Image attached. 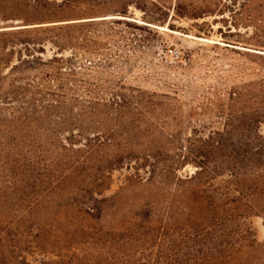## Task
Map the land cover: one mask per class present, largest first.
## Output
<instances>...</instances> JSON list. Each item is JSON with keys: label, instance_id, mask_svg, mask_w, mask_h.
I'll return each instance as SVG.
<instances>
[{"label": "trees", "instance_id": "1", "mask_svg": "<svg viewBox=\"0 0 264 264\" xmlns=\"http://www.w3.org/2000/svg\"><path fill=\"white\" fill-rule=\"evenodd\" d=\"M87 1L0 0V21L23 17L26 23L0 27V264H33L29 255L36 264H244L241 258L256 240L241 222L264 217V138L259 147L238 151L227 148L224 133L209 139L194 133L182 140L177 162L171 164L162 162L158 149L133 148L130 140L142 132L137 118L142 109L118 92L101 98L98 84L79 79L83 68L92 69L81 64L83 41L97 34L81 31L95 21H84L81 7ZM163 1L98 0L91 5L111 10L103 17H128L131 6L149 15L150 6L166 8ZM185 2L176 1L174 15L199 19L230 8L221 0ZM65 10L80 15L59 16ZM106 20L130 26L124 19ZM256 30L258 46L264 48L263 19ZM47 43L58 51L45 59ZM67 50L70 56L60 55ZM118 128L126 144L111 152ZM105 151L111 153L103 156ZM129 161L149 177L142 179L138 172L127 178L128 184L144 187L175 175L180 180L176 171L185 164L198 168L188 179L194 196L189 214L199 220L190 226L196 244L186 248L184 258H163L155 250L165 233L164 226L152 225L149 204L123 223L107 225L108 199L102 196L114 171Z\"/></svg>", "mask_w": 264, "mask_h": 264}, {"label": "rangeland", "instance_id": "2", "mask_svg": "<svg viewBox=\"0 0 264 264\" xmlns=\"http://www.w3.org/2000/svg\"><path fill=\"white\" fill-rule=\"evenodd\" d=\"M164 1L166 8L150 6L149 15L131 6L128 17L112 13L103 17L111 10L101 9L103 5L93 9L91 4L100 3L98 0L82 5L84 21H95L85 23L81 31L88 36L97 34L93 41H83L81 64L92 69L83 68L79 79L98 84L101 98L108 100L111 92H118L139 106L142 132L130 144L137 150H160V159L166 164L177 162V147L194 133L203 139L224 133L228 149L259 147L264 138V118L260 117L264 102V84H260L264 82V59L260 56L264 48L258 46L261 38L256 27L264 20V0H252L247 6L244 0H221V6L230 8L199 19L174 15L177 0ZM78 11L65 10L59 16L80 15ZM22 18L1 20L0 27L25 25ZM105 18L124 19L130 26L103 21ZM44 48L45 59L58 51L51 43ZM70 52L60 55L68 57ZM118 131L111 152L117 146L125 147L121 128ZM111 152L105 151L103 156ZM135 166L129 161L115 170L111 187L102 196L108 199L107 225H119L149 204L155 219L152 225L164 226L165 233L158 238L155 250L163 258H184L186 248L196 244L190 226L195 228L199 220L189 214L194 196L188 179L198 168L185 164L176 171L180 180L175 175L164 184L144 187L128 184L127 178L137 177L138 172L142 179L149 177L148 171H138ZM216 184L221 185L222 179ZM241 226L256 240L242 256V263L264 264V217L246 218ZM28 260L36 264L31 255Z\"/></svg>", "mask_w": 264, "mask_h": 264}]
</instances>
